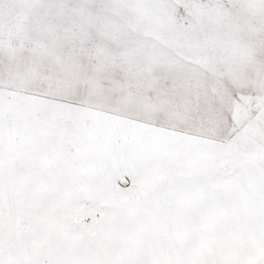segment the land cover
<instances>
[{
    "label": "snow or ice",
    "instance_id": "obj_1",
    "mask_svg": "<svg viewBox=\"0 0 264 264\" xmlns=\"http://www.w3.org/2000/svg\"><path fill=\"white\" fill-rule=\"evenodd\" d=\"M0 264H264V0H0Z\"/></svg>",
    "mask_w": 264,
    "mask_h": 264
}]
</instances>
